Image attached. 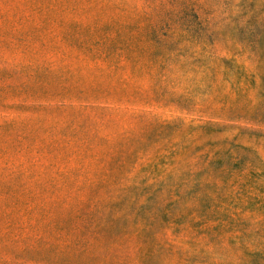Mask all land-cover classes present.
I'll list each match as a JSON object with an SVG mask.
<instances>
[{"label":"rangeland","instance_id":"374dc122","mask_svg":"<svg viewBox=\"0 0 264 264\" xmlns=\"http://www.w3.org/2000/svg\"><path fill=\"white\" fill-rule=\"evenodd\" d=\"M0 264H264V0H0Z\"/></svg>","mask_w":264,"mask_h":264}]
</instances>
